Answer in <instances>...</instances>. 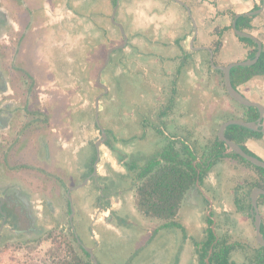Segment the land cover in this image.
Returning a JSON list of instances; mask_svg holds the SVG:
<instances>
[{"label": "flooded vegetation", "instance_id": "af4514ba", "mask_svg": "<svg viewBox=\"0 0 264 264\" xmlns=\"http://www.w3.org/2000/svg\"><path fill=\"white\" fill-rule=\"evenodd\" d=\"M172 1L186 10L194 32L186 46L178 38L175 39L177 47L183 51L177 60L156 57L165 68L166 80L171 76L172 66H175L176 74L170 78L169 94L165 100L161 98L163 102L158 109L152 111L138 107L140 109H128V115H118V127L131 122L132 134L126 137L121 134L120 128L114 133L103 125L102 99L111 92V87L103 81L104 76L109 68L115 67V73L120 78L119 73L124 71L122 66L134 64V57L144 56L151 61L156 51H152L150 47L153 46L150 45L149 50L140 53L141 47L145 46L143 43L148 42L144 29L142 37L137 39L139 42L133 43L129 27L118 17L121 0L115 20L123 24L125 34L117 24L111 22L117 0H110L112 7L109 21L122 40L107 48L97 46L99 51L95 57H99L101 64L97 68L95 83L99 90L94 96L91 95L93 103L89 102L91 99L86 94L85 101L88 104L84 110L77 111L69 108L70 98L65 94L72 95L74 85L78 84L81 90L77 95H83V75L77 79L72 74V64L79 59L83 72V41L80 44V40L87 28L84 23V26L81 24L79 17L83 15L81 11L83 5L86 6L85 0H0V248L16 245V250L27 251L48 245V258H44L41 264H71L73 252L83 261L80 264H101L97 250L100 251L103 243V231L122 235L126 240L130 238L127 232L140 219L134 204V193L140 183L139 167L151 159L162 161L161 154L169 142L178 148L184 140L182 137H167L173 127H178L176 124L181 119L178 116L175 119L172 114L180 91L177 77L184 66L191 65L190 55L198 50H205L209 54V65L217 70L211 65L208 47L213 50L215 63L221 64L215 59L218 53L215 55L214 43L196 44L199 28L192 0L182 1L191 9L198 28L193 46H205L197 50L191 46L195 26L188 7L178 0ZM217 2L210 1L213 8H218ZM259 5L261 7L263 1ZM210 8L208 6L207 9ZM217 13L230 15L228 22L225 19L223 22V17L218 15L222 26L232 24V28L220 37L222 46L230 30L243 43L238 37L241 35L233 27L236 12L218 10ZM233 13L236 15L233 16ZM215 35L218 39L219 35ZM243 44L248 52L252 50V46ZM77 48L79 50L75 51ZM103 49L105 51L102 54ZM248 52L244 58L230 62L251 59L247 58ZM107 59L108 63L100 78L108 86L105 92L97 78ZM222 78L226 90L223 72ZM57 79L62 91L59 95L68 99V105L63 102L60 108L55 103ZM98 98L99 109L96 103ZM144 101L147 102L148 98ZM169 116L172 117L169 119ZM126 117L131 118L130 121H126ZM227 119L230 117L223 122ZM260 131L263 135L257 139L263 143L264 130ZM154 134L159 140L160 151L148 154L138 146L148 144L147 138H152ZM72 163L75 166L68 168ZM217 167L218 162L202 177L198 176L183 201L184 208L189 209H180L175 223L163 220L154 230L143 224V232H150V240L161 236L159 260L149 264H264V246L257 238L251 242L244 227L239 225L242 213L248 210L255 228L252 202L251 206L245 204L246 201H252L251 193L255 186L246 191L241 184H236L234 210L223 206L215 208L213 198L210 199L203 186L216 187L213 174ZM75 176L77 178L72 181L71 177ZM91 180L96 182V193L84 199L83 192L78 193V190ZM242 194L241 198L239 195ZM261 196L258 198L259 205L262 204ZM238 199L239 203H244V209L236 202ZM150 242L144 241L143 248L136 249L134 254L143 253L148 261L151 260V256L146 253ZM69 244L73 252L67 248Z\"/></svg>", "mask_w": 264, "mask_h": 264}, {"label": "rangeland", "instance_id": "374dc122", "mask_svg": "<svg viewBox=\"0 0 264 264\" xmlns=\"http://www.w3.org/2000/svg\"><path fill=\"white\" fill-rule=\"evenodd\" d=\"M85 3L86 6L84 4L83 11H81L83 15L79 17L81 24L84 23L87 28L83 32V38L80 40V44L83 41V72L79 66V59H76L77 61H74L72 64V74L77 76V79L83 75V95H77L81 90L78 84L74 85L75 88L71 91L72 95L65 94V96H69L70 98L71 104L69 108L76 111L79 109L84 110L85 105L88 104L85 101L86 94L91 99V95L94 96L99 90L95 83L97 68L101 64L99 57H95L98 56L96 52L99 51L97 50V46L100 47L101 45L107 48L112 43L121 42L122 40L120 34H116L118 33L116 28H113L109 21V12L112 7L110 0H85ZM192 3L199 28L196 44L212 45L214 40L217 39V35L213 33V30L217 25H221L222 23L221 19L217 18L219 9H211L212 13L210 9H207V1L192 0ZM118 17L123 19L127 27H129L130 34L133 36V43L139 42L137 39L142 37L141 32L143 29L146 30L145 36L148 37V42L143 43L146 46L144 48L141 44L140 53L144 54L150 48L152 51H156L153 53L151 61L144 58V56L140 58L134 57L132 59V63L136 61L134 64L122 66L121 68H124V71L121 74L119 73L120 78L115 73L117 72L116 68L112 67L106 71L103 79L111 87L109 95L102 99L103 109L101 115L103 125L114 131V133H117L120 128L121 134L128 137L132 134V131H130L131 122L123 123V127H118V115H128V109L144 108L152 111L158 109V106L162 104L163 100H165L164 98L169 94L170 82L172 81L170 78L175 77L176 74L174 70L175 66H172L171 74H169L171 76L166 80L164 75L165 68H163V64H160L156 57L163 56L167 60H177L181 56L182 50L177 47L178 44L174 42L175 39L178 38L180 43L186 46L188 39L194 32V28L188 19L186 10L172 0H121ZM101 29L104 33L103 36L101 35ZM230 38L235 42L237 41L235 46L232 45ZM224 39L226 42L215 57L219 63L226 64L235 57H245L248 48L237 40L232 30L227 32ZM150 45L153 47H150ZM148 47L150 48L148 49ZM78 50L79 48L75 51ZM104 51L103 49L102 54ZM137 61H141V63H137ZM189 61L191 65L184 66L182 73L180 72V75L177 77L180 91L177 94V105L172 112L175 119L177 116L181 119L176 124L178 127H173V131L168 132L167 137H182L195 147L199 154H202L209 141L216 135L223 120L233 114L240 115L241 105L232 100L226 93L222 73L210 67L209 54L205 50L194 52V54L190 55ZM58 82L57 79L55 103L56 107L60 108L63 102L68 105V99L62 98L59 95L62 91ZM165 82L167 85H165ZM192 89H194V92H192ZM240 89L242 91L245 90L244 88ZM245 94L254 100V96H251V93L245 90ZM146 97L148 98L147 102L144 101ZM89 102L93 103V100L91 99ZM192 113H194L193 116ZM171 117L169 116V119ZM130 119L126 117V121H130ZM169 119L168 122H171ZM151 137L147 138L146 142L148 144L142 143L138 147L144 149L148 154L158 153L160 151L159 140L155 138L157 137L155 134ZM260 143L262 144L261 141ZM219 162L222 165H218L216 170H220L217 174H222V179L216 184L215 188L213 185L208 186L205 184L203 188L208 192L210 199L216 197L218 194L225 200V203L228 202L233 206L234 203H231V193L229 191L232 192L234 198L237 192L235 188L236 184H241L248 191V180L256 179L258 172L254 167L242 162L238 158L227 157ZM73 166L75 165L72 163L68 168ZM76 178V176L74 178L71 177V180L73 181ZM95 185V180L88 181L87 184L78 190V193L83 192V198L89 199L96 193L97 187ZM243 192L245 193V190ZM243 194L239 196L242 198ZM188 209H185L183 204L181 211H187ZM259 210L264 219V208L259 205ZM136 213L140 219L129 229L131 238L126 240L122 235L119 236L108 231L102 234L103 243L101 244L100 251L97 250L101 264H131L141 262L145 259L143 253L135 255L134 252L138 248L137 243H140L143 238L147 239L145 241H151L146 249L148 255L153 257L154 254L160 252L158 245L161 242V236L159 235L150 240L148 238L150 232H143V224L146 223L147 227L150 226L153 229L162 220L148 219V217L142 216L138 212ZM242 214L246 217L250 216L246 211ZM47 250L48 245H44L38 250L11 249L6 254L0 255V264H41L44 258H48ZM133 254L135 256L130 257Z\"/></svg>", "mask_w": 264, "mask_h": 264}, {"label": "trees", "instance_id": "16d2710c", "mask_svg": "<svg viewBox=\"0 0 264 264\" xmlns=\"http://www.w3.org/2000/svg\"><path fill=\"white\" fill-rule=\"evenodd\" d=\"M259 7L260 5H255V9ZM235 15L233 13V16ZM255 16L246 13L241 14L236 20L237 28L245 31L252 30L254 28L253 19ZM231 28L232 24L217 25L214 28V33L219 35L213 46L215 55L220 52L223 44L220 37H222L227 29ZM238 37L243 43L253 47L248 52L247 58H254L258 49L257 42L248 36ZM217 71L222 73L219 69ZM262 75H264V44L261 56L256 63L237 65L231 69V80L233 86L237 88L242 84L248 83L254 77ZM240 105V115L233 114L230 118L234 117L244 120H256L258 118L259 110L257 107ZM225 135L239 143L248 153L258 156L246 145V142L249 139L261 138L263 135L262 131L253 130L238 124H231L226 128ZM227 148L226 142L221 140L218 135L210 140L202 154H199L196 148L189 144L187 140H183L178 148L175 147L173 142H169L161 154L162 161L151 159L142 167L137 166L141 170L140 183L137 185L134 193V204L137 210L146 217L175 223L184 198L195 184L198 176L202 177L214 163L227 157L238 158L257 170L258 177L248 180L249 189H252L254 186L264 188V168L252 164L236 152L227 153ZM236 202L242 207L241 209H244V203H239V199ZM260 202L264 203V195L261 196ZM248 206H251V201L248 202ZM262 231L264 232L263 224ZM67 248H70L73 252L70 244L67 245ZM11 249H17V246L8 245L6 248L1 247L0 255L6 254ZM81 262L83 261L78 259L77 254L73 252L70 263L80 264Z\"/></svg>", "mask_w": 264, "mask_h": 264}, {"label": "water", "instance_id": "95a60500", "mask_svg": "<svg viewBox=\"0 0 264 264\" xmlns=\"http://www.w3.org/2000/svg\"><path fill=\"white\" fill-rule=\"evenodd\" d=\"M180 3L184 4L185 6H187L182 0H178ZM263 1V6H264V0ZM118 2L119 0H117L116 5L114 7V11H113V15H112V21L117 24L120 29L122 30V32L124 33V27L123 24L120 22H117L115 20V14L118 8ZM263 6H261L258 9L255 10H250L248 12H246L249 15H256L259 12H261V10L263 9ZM188 7V6H187ZM188 13L190 15V17L193 20L194 26H195V34L193 35L192 39H191V46L192 48H194L195 50L199 49V48H205V46H199V47H194L193 46V42L196 38L197 32H198V28H197V24L195 22V19L191 13V9L188 7ZM240 14H237L235 19L233 20V27L235 29V32L238 35L241 36H248L253 38L258 45V50L256 52V55L254 58L251 59H247V60H240V61H235V62H230L228 64H216L214 61V54H213V50L211 48L208 47L209 51H210V62L211 65L213 66V68L215 69H219L223 72V76H224V81H225V86H226V90L227 93L229 94L230 97H232L234 100H236L238 103L242 104V105H246V106H255L258 108L259 110V117L257 120H244L241 118H230L227 119L226 121H224L219 130H218V136L221 140L225 141L228 148L226 149V152H236L237 154H239L240 156L244 157L245 159H247L248 161H250L252 164L256 165V166H260L262 168H264V159L253 155L251 153H248L247 151H245L242 146L235 142L234 140L228 138L225 135V129L231 125V124H238V125H242L248 128H251L253 130H264V105L263 103L256 101V100H252L250 99L248 96H246L239 88L233 86L232 80H231V69L234 66L237 65H251L257 62V60L260 58L261 53L263 51V42L257 37L255 36L253 33L249 32V31H244V30H240L237 28L236 26V19L239 17ZM125 34V33H124ZM126 37V35H125ZM109 59V58H108ZM108 59L106 60V62L104 63V65L102 66L101 70L99 71V75L97 78L98 83L103 86L105 88V92L108 91V86L103 83L101 81V73L102 70L106 67L107 63H108ZM97 103V109H99V98L96 101ZM260 195H264V188L260 187V186H255L252 189V193H251V202H252V207H251V212L254 214V225H255V229H256V238L257 241L264 246V233L262 231V216L259 210V196ZM91 251V249H89ZM95 262H98L97 259H94Z\"/></svg>", "mask_w": 264, "mask_h": 264}, {"label": "crops", "instance_id": "0c3cea01", "mask_svg": "<svg viewBox=\"0 0 264 264\" xmlns=\"http://www.w3.org/2000/svg\"><path fill=\"white\" fill-rule=\"evenodd\" d=\"M204 1H207L208 6L213 8V4L210 3L211 0H204ZM261 1L262 0H218L217 7L219 10H221V12L225 11V10H228V11L232 10V11H235L236 14H242V13H245V12H248V11L254 9L255 5H259L261 3ZM219 16L223 17L222 18L223 22H224V19H225V22L230 21V15H228L226 13L221 14ZM232 20H233V18H232ZM253 24H254V28L252 30H250L251 33H253L255 36L259 37L261 39V41L264 43V6H263V9L261 10V12L256 14L255 18L253 19ZM228 38L229 37L227 35V39ZM230 41H231L232 45H234V46L237 44L236 43L237 41L235 42L232 38H230ZM242 58H243L242 56H239V57L233 58L232 60H238V59H242ZM240 88H244L246 90V92H249V93H251V96H254V100L261 101L264 104V75L254 77L248 83L240 85ZM245 90L243 91L244 93H245ZM260 141H262V140H260V139H249L246 142V145L252 151H254L256 154H258L259 156H261L263 158L264 157V155H263L264 154V147H263V143L261 144ZM263 141H264V139H263ZM218 165H222L221 162H219ZM219 171L220 170H215V174H213V179H214L216 184H218L220 182V180L222 179V174H220V173H219V175L217 174ZM226 181H227V179H226ZM229 192L231 193V195L230 194L229 195L231 196V203L233 204L234 203L233 194L231 191H229ZM213 203H214L215 208H220L221 206H223L225 209L234 210V207H235V204H233V206H231L228 202L225 203V200L218 194L216 195V197L213 198ZM260 206H262V208H264V203H262V205L260 204ZM136 211L138 213H140L138 210H136ZM246 212H248V210ZM241 221H243V223H241ZM262 223L264 225L263 217H262ZM239 225L244 227L245 232H246L245 234L249 238V240H251V242H253V241L255 242V240H256L255 228L253 226L252 217L251 218H250V216L240 217ZM104 232L105 231H103V233ZM127 233H129V232H127ZM128 235H130V238H131V234H128ZM144 241H145V239L143 238L140 243L139 242L137 243L138 248H136V247L135 248L136 249H142ZM153 257H151V260H149V261H148V258L145 257V259L142 260L141 262H134L131 264H149L151 261H155V260L158 261L159 260V254H154Z\"/></svg>", "mask_w": 264, "mask_h": 264}]
</instances>
